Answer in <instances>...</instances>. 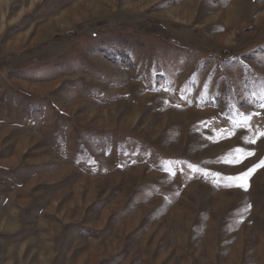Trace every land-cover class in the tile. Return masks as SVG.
I'll return each instance as SVG.
<instances>
[{"label":"rangeland","instance_id":"obj_1","mask_svg":"<svg viewBox=\"0 0 264 264\" xmlns=\"http://www.w3.org/2000/svg\"><path fill=\"white\" fill-rule=\"evenodd\" d=\"M262 105L264 0H0V264H264Z\"/></svg>","mask_w":264,"mask_h":264},{"label":"snow or ice","instance_id":"obj_2","mask_svg":"<svg viewBox=\"0 0 264 264\" xmlns=\"http://www.w3.org/2000/svg\"><path fill=\"white\" fill-rule=\"evenodd\" d=\"M264 106V105H262ZM177 107H179V105H177ZM259 113H252L251 115L249 116H246L242 125L243 127H248V120L251 119V116H258ZM248 130L251 131V128L248 127ZM259 135L261 136H264V132H260ZM249 142L251 143H255V140H250ZM237 151H243L242 149H237ZM246 155H252L251 152H247ZM240 159H237L235 161H229V163H239L240 162ZM261 165H264V161H261L260 165H257L256 167H259ZM254 171V169H249L247 172H243L241 173L240 175H237V176H229L227 177L226 179L228 181H231V182H234V183H229L227 185H225L226 187H232V186H237V187H240L242 189H244L245 191H247V188H248V183H247V178L250 176V174ZM251 205H248L247 208H250ZM247 208L245 210H247Z\"/></svg>","mask_w":264,"mask_h":264},{"label":"crops","instance_id":"obj_3","mask_svg":"<svg viewBox=\"0 0 264 264\" xmlns=\"http://www.w3.org/2000/svg\"><path fill=\"white\" fill-rule=\"evenodd\" d=\"M24 229V228H23ZM23 229H21V228H17L16 230H14L15 232H13L12 231V233L14 234V237L15 236H19L20 235V233L22 232V231H24ZM11 233V234H12ZM39 234H41V232H37V233H32V234H30L29 235V237L28 238H26V240H24L23 242H20V243H16V244H19V245H22V249L24 250L25 249V247L28 245L27 244V242H28V239H30V238H33V237H36V235H39ZM1 235V234H0ZM13 237V238H14ZM27 241V242H26ZM14 245V244H13ZM32 249H34V248H32Z\"/></svg>","mask_w":264,"mask_h":264},{"label":"trees","instance_id":"obj_4","mask_svg":"<svg viewBox=\"0 0 264 264\" xmlns=\"http://www.w3.org/2000/svg\"><path fill=\"white\" fill-rule=\"evenodd\" d=\"M164 30H165V33H166L168 36H170L169 32H166V31H167L166 29H164ZM163 34H164V32H163Z\"/></svg>","mask_w":264,"mask_h":264}]
</instances>
